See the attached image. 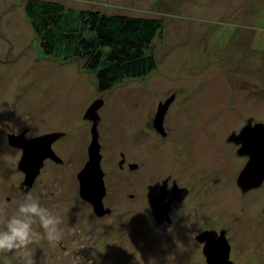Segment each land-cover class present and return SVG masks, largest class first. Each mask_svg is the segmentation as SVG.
I'll return each mask as SVG.
<instances>
[{"label": "rangeland", "instance_id": "1", "mask_svg": "<svg viewBox=\"0 0 264 264\" xmlns=\"http://www.w3.org/2000/svg\"><path fill=\"white\" fill-rule=\"evenodd\" d=\"M58 1L75 9L157 18L162 22V31L150 46L155 68L145 77L125 79L101 93L96 89L94 74L82 68V60L61 62L41 55L24 12L25 0H0V208L11 216L24 197L31 194L62 221V241L58 245L44 239L39 245H29L36 264H203L191 241L194 231L181 226L188 224L187 220H192L193 229H200V224L231 227L234 264H264V183L261 190L243 199L232 162L237 160L243 165L244 158L238 160L229 156V151H220L218 140L211 138L215 117L219 127L224 128V137L231 129L241 127L248 116L264 120V0ZM97 95L106 101L102 117L111 125L145 120L143 117L153 110L152 102L169 95L175 99L170 119L177 111L180 115L190 111L192 117L194 113L201 116L208 124L205 130L211 143L206 154L210 162L219 166V173L215 175L216 169H209L207 188L194 197L210 194L209 209L221 210L203 218V202L189 204L175 230L159 233L150 227L132 229L131 225L145 223V219H137L135 200L113 196L121 189H131L123 182L117 185L123 175L109 157L111 148L121 146L107 137L106 158L109 157L103 166L107 179L113 180L108 199L117 211L108 218L95 217L77 194L75 175L89 141L82 113ZM207 101H216V106L209 107ZM182 117L176 119H180V128L170 122L174 127L169 129L170 135H186L188 120ZM24 128L29 138L54 129L64 130L67 137L60 142L71 149L56 151L64 161L61 165L62 161H45L25 195L20 189L23 173L17 168L21 150L7 141V134L25 132L21 131ZM137 136L134 140L145 144V156V136ZM156 141L163 150H159L161 161L157 168L154 162V173L161 178L169 171L170 160L177 158L174 150L179 148L159 137ZM142 169H150L148 162L142 164ZM33 228L42 232L37 224ZM148 236L150 239L145 240ZM0 264L22 261L13 253L0 252Z\"/></svg>", "mask_w": 264, "mask_h": 264}, {"label": "flooded vegetation", "instance_id": "2", "mask_svg": "<svg viewBox=\"0 0 264 264\" xmlns=\"http://www.w3.org/2000/svg\"><path fill=\"white\" fill-rule=\"evenodd\" d=\"M255 39H256V37H255ZM169 96H171V95H169ZM169 96L162 98L163 100L160 99L156 102H152V104H154V106L152 107L153 110L150 112V114L146 118L143 117V119H145V120H141V119L137 118V119H135V122L130 121V120H127L123 124L113 122L114 125L105 123V120L102 117L101 110H103L105 105H106L105 99L102 98L101 96H98V95L95 97V99L96 98L102 99V104L97 110L98 120H97L96 126H95L97 137H98V143L100 146V149H99L100 154H101L100 166H101V169L103 170V173H104L103 180H104V185H105V190H106V193L102 198V202H103L104 207H107L110 209V212L103 215V216H96L92 210L95 217H97V218H108V217H111L115 213V211H117L114 204L110 203L112 200L108 199L109 191H110L111 187L113 186V180L111 181L110 179H107V175H106L107 173H106V170L104 169V166H103V162H105V161L108 162V157H109L108 156L106 158V148L107 147L105 146V142L107 140V137L113 143L117 142L116 145L118 144L119 146H121V148H117V149L111 148V153H110V157H109V160H111V157H112L111 161H113V163H115L117 170L120 173H122V175H123V179H121V181L118 180L119 183L117 185L119 186V184L121 185L123 182L124 184L128 185V186L126 185L128 189H131L130 192L129 191H122V189H121L119 192L114 193L113 196H115V197L122 196L121 198L123 200L124 199L135 200L136 204H138V209H135L136 213L138 212L137 213V219H145V223H143L141 221L140 223H138L136 225H131L132 229H134L136 227V229L149 230L148 227H150L152 229H155L156 231H159V233H168L171 230H175V228L177 226H179L178 221L181 220V217L183 215V210H185V209L188 210L189 207L187 205H189V204L197 206L203 202L202 215H201V217H203V218L204 217H206V218L207 217H213V215L215 216V214L218 212V209H220V207H218V208L213 207L215 210L212 209V211L209 209L210 207L208 205L210 202H208V200L210 199V194L209 195L204 194L202 196V198H199V197L195 198L194 197L195 193H202V191L207 188L208 183L205 181V178L207 176L209 169H216L215 175L219 173V166H217V164H213V162H210L208 159L209 154H206L208 149L211 147V143H209L210 136H207V132L205 130L206 128H208V126H207L208 124L206 123V121H204V119L201 116L196 115V113H194V116L192 117L190 115V111H182L181 115L177 111L176 113H174V116L170 119L169 116H170L171 107H174V105H175V104H173L175 101L174 96H173V99L168 104V107L162 116V121H161V124L159 125V127H156L154 124L155 115H156L158 106L161 103H164ZM94 100H92L87 105V107L85 108V110L82 113V119L88 125L89 141L86 142V147H85V153L86 154H85V158L83 159V163H82L80 169L83 167V165L85 164V162L87 160V147H88L89 142L91 140L90 131H91V128L93 125L92 119L90 120V119L85 118L84 114H85L86 109L90 106V104ZM155 103H156V107H155ZM207 103H209L208 104L209 107H212L217 102L216 101H207ZM182 116H185L187 118L188 127H186V135H184L182 137L178 136V138H177V135L176 136L170 135L169 129L174 128L170 124V122L173 125H175L177 128H180L181 123H179V120L183 118ZM179 117H180V119L177 121L176 119ZM248 119L251 120L252 123L264 122V120H257L254 117L248 116L247 118L244 119V124L246 123V121ZM217 120H218V118L215 117V120L213 121L215 123H214L213 127H211L214 130L213 131L214 134L211 136V138H213V139L216 138V140H218V142L221 146L219 149L220 151H222L224 149H225L224 152L229 151L230 152L229 156L233 155V156H235V159L236 158L237 159L238 158H244V164H245L247 158L245 156L239 155L237 153V150L239 149L240 144H237L234 141L227 140L228 136L232 132L238 133L244 124L237 129H231L229 131V135L227 137H224V135H225L223 132L224 128L219 127V125H218L219 122H216ZM142 121H143V123L145 122L144 126H141ZM104 124L106 125V127H103ZM115 124H117V125H115ZM23 130H25V136L27 137V132H28L27 128H24L21 131H23ZM117 130H119V132H117ZM142 130L144 132H147V133H141ZM52 131L63 132V135L61 137H59L58 139H56L55 141H53L51 144V147H52L54 153L60 158V156L58 155V153L56 151L63 152L64 150H71L69 148L68 144L64 145V143L60 142L61 139L67 137V134L64 130L62 131L61 129H58V130L54 129ZM178 132L179 131H176V133H178ZM18 133H20V131L15 132V134H18ZM171 133H172V131H171ZM137 134H139V135L144 134V136H145L144 142L146 144H148V147H146V149H147L146 155L147 156L146 155L144 156L145 151L143 152V149H145V147H144L145 144L142 143L140 145L139 144L140 141L137 142V141H135L136 139L134 140V138H135V136H137ZM158 137L163 139V140H168V142L170 144L177 145L179 148V150L177 149V151L174 150V152H177V155H176L177 158L174 157L175 160H172V161L170 160V165H171L170 169L161 178L158 177L159 174L154 173V171H156V170H154V168H155L154 162H156V168H157L158 165H160V161H161L160 159H158L160 157V153H159L160 151L159 150H163L159 144H157V146L155 144L157 142L156 138H158ZM208 137H209V139H208ZM27 138H29V137H27ZM117 139L119 140V142ZM134 142H135V144H134ZM154 144H155V146H154ZM137 146H138V148H137ZM233 152H234V154H233ZM222 154H223V152H222ZM222 157H223V155H222ZM60 159L62 162H60V163L58 162L59 163L58 165H61L64 162L62 158H60ZM45 161L54 162V160L50 159V158H46L44 160V162ZM147 162H148V166L150 169L146 170V172H145L142 169V164H144V163L147 164ZM234 162H235V164H234ZM234 162H232V164H233L232 166H235V175H236L235 178H237V175L239 174V172L243 168L244 164L241 165L240 162H237V160ZM178 163H179V165H176ZM219 163H221V162H219ZM184 164H185V166H184ZM199 170H201L202 173ZM190 171L196 172V174L191 175L189 173ZM77 173L78 172H76V175H75L76 180H77ZM194 178H199L200 180H198V179L194 180ZM77 183H78V180H77ZM235 183H236V180H235ZM263 183H264V180L259 187L251 188L247 191H241L239 189V187L237 186V184H236V186L239 189V192H240L239 195L241 197H243V199H244L245 197H249V195L253 194L256 189L261 190L263 187ZM155 184L159 185V188H158L159 190H156L157 193H155V196H154L156 203L158 205H164V206H166V205L168 206L170 203L174 204L173 205L174 209L172 211L174 212L176 210L175 216L169 221V223H166L167 220L169 219L168 218L169 213H167V215L162 214L161 215L162 218H159L157 216V219L155 218L154 214L152 213L147 194L149 191V187L152 185H155ZM195 187L198 189L197 191H194ZM78 189H79V183H78V187H77V192H78ZM78 196H79V194H78ZM193 198H195V201H196L195 203H194V201L192 202ZM213 201L211 204L213 206H216V205H214L215 203H213ZM83 202L92 209L91 205L88 202H86L84 200H83ZM176 205L178 206L177 209L175 207ZM165 208L167 209L168 207H165ZM263 208H261V211L264 214ZM172 211H171V213H172ZM210 212H211V214L209 215ZM191 221L192 220H190V222H189L187 220L188 224L185 223L184 225H181V226H185L186 229H188L190 231L191 230L194 231L193 234L191 233V235H192L191 241H193V243H195V248L197 247V250L199 252L198 254L200 255L199 257L202 259L203 264H207L206 256L203 253V249H204L205 245H209L211 243L212 244L217 243L219 246L218 248H220L222 250V252H224V253L226 252V259L228 261H230L231 264H234V259L232 257L233 253H234V244H233V240H232V234L230 231L231 227H228V226H226V227L225 226L208 227V226H204V225L200 224V229H193ZM195 224H197V223H195ZM163 225H164V227H162ZM244 231L246 232L247 229H245ZM248 233H250L249 229H248ZM149 235H150V233H149ZM150 237L151 236H148V238L145 240L150 239ZM224 246L227 248L224 249L223 248Z\"/></svg>", "mask_w": 264, "mask_h": 264}, {"label": "trees", "instance_id": "3", "mask_svg": "<svg viewBox=\"0 0 264 264\" xmlns=\"http://www.w3.org/2000/svg\"><path fill=\"white\" fill-rule=\"evenodd\" d=\"M24 12L47 59L82 60L98 92L156 66L150 51L162 22L153 17L75 9L58 0H25Z\"/></svg>", "mask_w": 264, "mask_h": 264}, {"label": "water", "instance_id": "4", "mask_svg": "<svg viewBox=\"0 0 264 264\" xmlns=\"http://www.w3.org/2000/svg\"><path fill=\"white\" fill-rule=\"evenodd\" d=\"M172 99L173 96L158 106L154 120L156 127H159L161 124L162 116ZM101 104L102 99L96 98L85 111L84 117L92 119L93 125L91 128V140L87 147V160L77 173L79 197L91 205L96 216H103L110 212V209L104 207L102 202L106 190L103 180L104 173L100 166V146L95 129L98 120L97 110ZM62 135L63 132L56 131L30 138L25 136V132L7 134L8 144L21 150V157L17 168L23 173V180L20 183L23 195L29 191V188L34 183L46 158L53 159L56 162L61 161L54 153L51 144L57 137ZM227 140L240 144L237 153L247 158L236 178V184L239 189L247 191L251 188L259 187L264 180V122L252 123L248 119L239 132H232ZM158 188V184L149 187L147 194L148 201L156 219L157 216L162 218V214L167 215L169 213V219L166 222L169 223L175 216L176 210L172 211L174 209L173 203H170L168 206L156 203L154 196L157 193L156 190H159ZM165 207L168 208L166 209ZM175 207L177 209L178 206L176 205ZM218 247L217 243L205 245L203 253L206 256L207 264H231L226 259V252H222ZM223 248L227 247L224 246Z\"/></svg>", "mask_w": 264, "mask_h": 264}, {"label": "clouds", "instance_id": "5", "mask_svg": "<svg viewBox=\"0 0 264 264\" xmlns=\"http://www.w3.org/2000/svg\"><path fill=\"white\" fill-rule=\"evenodd\" d=\"M61 222L59 216L41 206L39 199L31 194L24 197L11 216L0 208V252L13 253L22 264H36L29 245H39L42 239L53 246L58 245L62 241ZM34 224L42 232L34 230Z\"/></svg>", "mask_w": 264, "mask_h": 264}]
</instances>
